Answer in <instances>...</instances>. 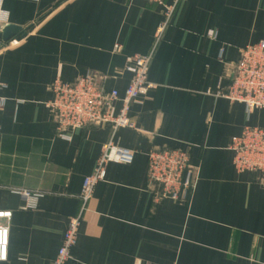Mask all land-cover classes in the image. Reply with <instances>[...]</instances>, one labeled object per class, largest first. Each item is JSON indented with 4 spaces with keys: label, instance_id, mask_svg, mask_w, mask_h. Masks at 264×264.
<instances>
[{
    "label": "crops",
    "instance_id": "1",
    "mask_svg": "<svg viewBox=\"0 0 264 264\" xmlns=\"http://www.w3.org/2000/svg\"><path fill=\"white\" fill-rule=\"evenodd\" d=\"M0 10V28L29 27L0 47V211L12 212L0 264H54L111 138L134 160L107 165L65 264H264V187L258 173L236 170L231 149L246 125L264 127V109L248 113L219 94L241 48L264 41V0H184L161 33L165 6L147 0H4ZM134 55L151 56L153 84L131 106L135 127L60 137L47 106L52 83L95 72L123 95ZM152 147L189 151L198 169L189 201H155ZM24 192L40 194L34 207Z\"/></svg>",
    "mask_w": 264,
    "mask_h": 264
},
{
    "label": "built area",
    "instance_id": "2",
    "mask_svg": "<svg viewBox=\"0 0 264 264\" xmlns=\"http://www.w3.org/2000/svg\"><path fill=\"white\" fill-rule=\"evenodd\" d=\"M3 1L0 0V7ZM147 1L165 6L166 22L160 29L161 33L177 4L184 0H175L173 5H165L163 0ZM2 16L0 10V23L3 22ZM207 35L212 39L217 38L214 30H210ZM150 61V55L127 58L126 70L132 74V80L123 95L117 89H107L95 72L83 74L71 82L57 78L51 85L52 98L47 103L56 123L57 134L62 138H69V132L74 130L109 126L114 135L121 127L134 128L131 106L139 96L153 87L148 81ZM227 77L230 82L220 90L222 97L243 103L248 113L264 109V41L242 47L239 60L229 65ZM3 87L0 84V111L6 105V98L1 95ZM117 102H121V107L116 113ZM231 149L236 170L258 173L259 183L264 187V127L246 125L240 136L233 140ZM134 157L132 150L118 146L113 138L103 146L93 172L84 180L80 195L81 212L71 218L54 264H65L70 259L71 250L77 242L83 212L87 209L96 185L105 180L107 165L112 162L131 164ZM147 181L155 201L171 199L187 202L194 194L198 169L192 164L187 150L152 147L148 152ZM24 195L28 208L34 207V201L40 196L30 192H24ZM11 217L12 212L0 211V261L8 258Z\"/></svg>",
    "mask_w": 264,
    "mask_h": 264
},
{
    "label": "water",
    "instance_id": "3",
    "mask_svg": "<svg viewBox=\"0 0 264 264\" xmlns=\"http://www.w3.org/2000/svg\"><path fill=\"white\" fill-rule=\"evenodd\" d=\"M29 31L28 28H23L21 26H17L14 24H4L0 28V32L2 33V42L0 44L1 48H6L8 44L18 38V37H26Z\"/></svg>",
    "mask_w": 264,
    "mask_h": 264
}]
</instances>
